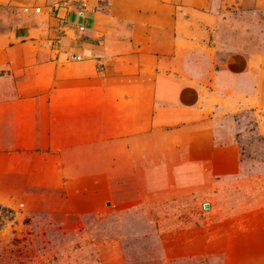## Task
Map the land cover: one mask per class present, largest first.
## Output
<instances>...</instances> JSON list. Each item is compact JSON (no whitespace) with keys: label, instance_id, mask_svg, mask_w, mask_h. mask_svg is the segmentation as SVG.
Segmentation results:
<instances>
[{"label":"rangeland","instance_id":"obj_1","mask_svg":"<svg viewBox=\"0 0 264 264\" xmlns=\"http://www.w3.org/2000/svg\"><path fill=\"white\" fill-rule=\"evenodd\" d=\"M83 2L112 56L186 85L197 110L182 122L178 105H156L168 121L132 138L127 165L101 152L89 184L73 180L87 153L49 146L47 127L18 136L27 150H8L0 129V264H264V0ZM83 2L0 0L1 103L84 35L76 17L53 18L56 4ZM33 162L35 186L22 173ZM17 173L24 186L9 184Z\"/></svg>","mask_w":264,"mask_h":264},{"label":"crops","instance_id":"obj_2","mask_svg":"<svg viewBox=\"0 0 264 264\" xmlns=\"http://www.w3.org/2000/svg\"><path fill=\"white\" fill-rule=\"evenodd\" d=\"M53 2L45 0L46 6ZM85 2L78 11L71 4L62 7L58 3L54 7V20L69 22V18L74 16L79 20L70 23L82 26L84 35L74 39L70 48L60 47L51 56L48 62L49 77H28L14 83L18 100L0 102V129L5 136L2 145L8 150L16 147L27 150L25 145H28L29 140H18V136H31L32 130L40 134L47 127L49 146L57 151L75 149L87 153V156L80 154V165L76 167L80 168L81 173L79 177H73V180H79V184H89L94 176L100 177L98 172L103 168L97 162L101 152L108 157L119 156V159L114 158L116 162L124 160L127 165L132 138L148 136L154 118L161 122L169 119V108L156 105L167 102H172V107L178 105V116L182 122L187 120L186 116H194L197 110L195 104L184 103L183 91L186 85L174 81L170 83L162 76L153 80L149 63H138L132 56H112L117 48L114 45L106 47L100 40L104 38L92 32L95 9ZM65 53L72 56L71 59L65 57ZM12 135H16L14 141ZM77 136L80 141L74 143ZM42 143L41 139L39 144ZM89 153L92 154L89 156ZM24 164L22 173L29 180H35L28 181V185L40 183L34 179L35 174H40V163H30L26 170ZM89 166L91 168L87 170ZM95 170L96 174L93 173ZM17 176L12 179L19 178V183L10 180L9 184L24 186V179L19 174ZM120 178L122 176L118 173L114 179Z\"/></svg>","mask_w":264,"mask_h":264},{"label":"built area","instance_id":"obj_3","mask_svg":"<svg viewBox=\"0 0 264 264\" xmlns=\"http://www.w3.org/2000/svg\"><path fill=\"white\" fill-rule=\"evenodd\" d=\"M78 29H79V31H82L83 28H82V26H78Z\"/></svg>","mask_w":264,"mask_h":264},{"label":"water","instance_id":"obj_4","mask_svg":"<svg viewBox=\"0 0 264 264\" xmlns=\"http://www.w3.org/2000/svg\"><path fill=\"white\" fill-rule=\"evenodd\" d=\"M203 208H207V205H206V204H204V205H203Z\"/></svg>","mask_w":264,"mask_h":264}]
</instances>
